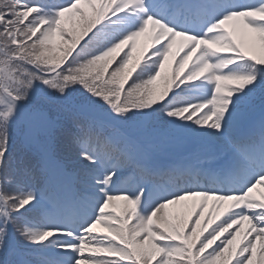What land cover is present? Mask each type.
Instances as JSON below:
<instances>
[{
	"label": "snow or ice",
	"instance_id": "1",
	"mask_svg": "<svg viewBox=\"0 0 264 264\" xmlns=\"http://www.w3.org/2000/svg\"><path fill=\"white\" fill-rule=\"evenodd\" d=\"M258 188L264 0H0V264H264Z\"/></svg>",
	"mask_w": 264,
	"mask_h": 264
},
{
	"label": "trees",
	"instance_id": "2",
	"mask_svg": "<svg viewBox=\"0 0 264 264\" xmlns=\"http://www.w3.org/2000/svg\"><path fill=\"white\" fill-rule=\"evenodd\" d=\"M255 111L256 112H259L260 113V110H259V101L257 100L256 101V104H255ZM257 196L261 195V194H264V189H257L256 190V193H255ZM102 230V229H101Z\"/></svg>",
	"mask_w": 264,
	"mask_h": 264
}]
</instances>
